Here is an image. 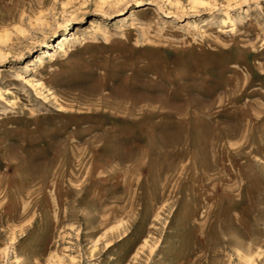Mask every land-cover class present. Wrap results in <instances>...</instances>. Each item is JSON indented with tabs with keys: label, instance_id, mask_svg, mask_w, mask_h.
<instances>
[{
	"label": "rangeland",
	"instance_id": "obj_1",
	"mask_svg": "<svg viewBox=\"0 0 264 264\" xmlns=\"http://www.w3.org/2000/svg\"><path fill=\"white\" fill-rule=\"evenodd\" d=\"M0 264H264V0H0Z\"/></svg>",
	"mask_w": 264,
	"mask_h": 264
},
{
	"label": "bare ground",
	"instance_id": "obj_2",
	"mask_svg": "<svg viewBox=\"0 0 264 264\" xmlns=\"http://www.w3.org/2000/svg\"><path fill=\"white\" fill-rule=\"evenodd\" d=\"M102 1H104V0H102ZM106 1H107V0H106ZM196 1H197V0H196ZM100 2H101V1H100ZM101 3H102V2H101ZM104 3H105V2H104ZM195 5H196V3H195ZM57 41H59V42H58V45L56 46V48L59 49V50H61V51H63L67 39H66L65 37H62V38L57 39ZM53 47H54V46H53ZM42 55H43V54H42ZM51 56H52V54L50 53L49 50H47V51L44 52V56H43V57H51ZM36 62H40V63H41L42 60H41L40 58H38V60L36 59Z\"/></svg>",
	"mask_w": 264,
	"mask_h": 264
}]
</instances>
